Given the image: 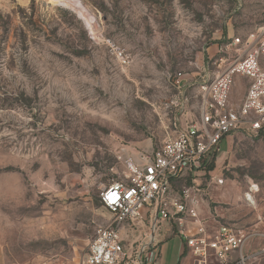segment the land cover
I'll return each instance as SVG.
<instances>
[{
	"label": "rangeland",
	"instance_id": "rangeland-1",
	"mask_svg": "<svg viewBox=\"0 0 264 264\" xmlns=\"http://www.w3.org/2000/svg\"><path fill=\"white\" fill-rule=\"evenodd\" d=\"M262 27L264 0H0V264H83L114 222L101 192L199 118L219 48ZM221 146L174 189L264 264V128ZM119 231L128 249L146 238Z\"/></svg>",
	"mask_w": 264,
	"mask_h": 264
},
{
	"label": "built area",
	"instance_id": "built-area-1",
	"mask_svg": "<svg viewBox=\"0 0 264 264\" xmlns=\"http://www.w3.org/2000/svg\"><path fill=\"white\" fill-rule=\"evenodd\" d=\"M218 54L215 64L220 71L203 87L199 118L168 139L147 163L139 166L130 161L125 178L101 192L100 203L114 222L98 232L83 264H145L144 255L154 246L164 223L176 228L194 264H246L250 260L242 255L250 237L231 226H208L194 186L173 192L175 181L193 180L204 171L206 160L220 151L232 133L243 126L253 132L264 128V27L246 38L233 39ZM237 77L249 80L239 106L231 103ZM145 220L150 222L149 235L130 255L119 228ZM239 252L240 258H231Z\"/></svg>",
	"mask_w": 264,
	"mask_h": 264
},
{
	"label": "crops",
	"instance_id": "crops-1",
	"mask_svg": "<svg viewBox=\"0 0 264 264\" xmlns=\"http://www.w3.org/2000/svg\"><path fill=\"white\" fill-rule=\"evenodd\" d=\"M239 78H243V77H237L236 79L240 81ZM242 101L238 103V106L242 103ZM232 104L235 105L234 103ZM182 180L183 179L177 180L173 183L174 194H179L176 193L174 187L177 188L176 185L182 182ZM202 212H203V206L200 208V213L202 214ZM132 227L136 228L137 232L141 234L140 238H142V234L148 236L150 232V222L148 220L140 222ZM122 239L124 241L123 236ZM154 243H155L154 246L151 247L144 255L145 264H194V258L189 253L185 241L178 235L176 228L172 227L170 224L164 223L162 225V227L160 228V232L157 234V239ZM124 248L128 254L130 255L133 254L132 249H128V247L126 248L125 245ZM211 264H218V263L215 262Z\"/></svg>",
	"mask_w": 264,
	"mask_h": 264
},
{
	"label": "trees",
	"instance_id": "trees-1",
	"mask_svg": "<svg viewBox=\"0 0 264 264\" xmlns=\"http://www.w3.org/2000/svg\"><path fill=\"white\" fill-rule=\"evenodd\" d=\"M216 159V154H213L212 156L209 157L208 160L204 163V171L210 172L214 168V162Z\"/></svg>",
	"mask_w": 264,
	"mask_h": 264
},
{
	"label": "bare ground",
	"instance_id": "bare-ground-1",
	"mask_svg": "<svg viewBox=\"0 0 264 264\" xmlns=\"http://www.w3.org/2000/svg\"><path fill=\"white\" fill-rule=\"evenodd\" d=\"M250 202V201H249ZM255 202V201H254ZM252 203V202H251Z\"/></svg>",
	"mask_w": 264,
	"mask_h": 264
}]
</instances>
